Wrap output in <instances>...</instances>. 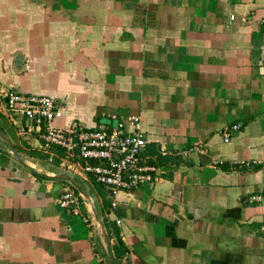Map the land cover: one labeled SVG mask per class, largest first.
<instances>
[{
	"label": "crops",
	"instance_id": "1",
	"mask_svg": "<svg viewBox=\"0 0 264 264\" xmlns=\"http://www.w3.org/2000/svg\"><path fill=\"white\" fill-rule=\"evenodd\" d=\"M0 88L54 99L55 127L138 116L158 168L112 210L0 96V134L23 158L0 138V264H264V0H0ZM32 163L69 173L105 235ZM66 188L79 215L56 204Z\"/></svg>",
	"mask_w": 264,
	"mask_h": 264
},
{
	"label": "built area",
	"instance_id": "2",
	"mask_svg": "<svg viewBox=\"0 0 264 264\" xmlns=\"http://www.w3.org/2000/svg\"><path fill=\"white\" fill-rule=\"evenodd\" d=\"M234 16H230L232 21ZM0 96L5 100V112L11 123L18 118L25 119L38 132L42 142L40 148L49 151L57 147L64 152L60 168L77 176L91 175L95 181L108 189L111 208L116 210L117 194L121 191L131 192L145 184H153L157 178L158 168L144 161L143 153L146 138L140 130L138 116L109 118L115 126L86 129L80 126L55 127L53 121L61 113L54 99L44 96H26L14 91L0 88ZM240 123L227 128L224 141L230 139L231 132L239 130ZM205 153L203 146L191 147L183 152ZM165 155V152H162ZM253 199L260 200V197ZM81 197L71 189H64L56 204L65 210L79 215ZM120 224L119 219L116 220ZM264 233V225L261 228Z\"/></svg>",
	"mask_w": 264,
	"mask_h": 264
},
{
	"label": "water",
	"instance_id": "3",
	"mask_svg": "<svg viewBox=\"0 0 264 264\" xmlns=\"http://www.w3.org/2000/svg\"><path fill=\"white\" fill-rule=\"evenodd\" d=\"M0 138L5 140L8 144H9V147H10V152L11 154L17 159L19 160L20 162L23 163V158L16 152V150L13 148V146L8 142V140L6 138H4L1 134H0ZM32 170H34L37 174H39L40 176H43L45 178H52L56 181H66V182H69L70 184L73 185V187L79 191V193L84 196L87 201L89 202V204L91 205V207L93 208V212H94V216H95V220L97 222V225L100 227V229L102 230L103 234L105 235V227H104V224L102 222V217H99L97 216V213L94 209V203L91 199V196L85 192H83L82 190H80V188L76 185V183H74V180L72 178V176L69 174V173H65V172H62V171H58V174H54V175H50L49 173L47 172H44V170L42 168H40L39 166H37L36 164L32 163L31 167H30ZM54 187H57L59 188L60 185L58 184H55L53 186ZM109 246V244H108ZM112 262L113 264H116L115 261L113 260L112 258Z\"/></svg>",
	"mask_w": 264,
	"mask_h": 264
},
{
	"label": "rangeland",
	"instance_id": "4",
	"mask_svg": "<svg viewBox=\"0 0 264 264\" xmlns=\"http://www.w3.org/2000/svg\"><path fill=\"white\" fill-rule=\"evenodd\" d=\"M106 121H107L110 125L115 126V121H109V119H106ZM95 185H96V184H95ZM97 188H98V186H97Z\"/></svg>",
	"mask_w": 264,
	"mask_h": 264
},
{
	"label": "trees",
	"instance_id": "5",
	"mask_svg": "<svg viewBox=\"0 0 264 264\" xmlns=\"http://www.w3.org/2000/svg\"><path fill=\"white\" fill-rule=\"evenodd\" d=\"M117 244L121 246V242L119 241V239H117Z\"/></svg>",
	"mask_w": 264,
	"mask_h": 264
}]
</instances>
